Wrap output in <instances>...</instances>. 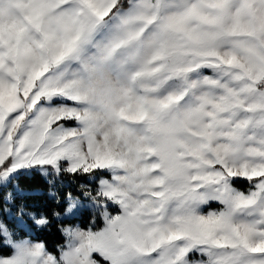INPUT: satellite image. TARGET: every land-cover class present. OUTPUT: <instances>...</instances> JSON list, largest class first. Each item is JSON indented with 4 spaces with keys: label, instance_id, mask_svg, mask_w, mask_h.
Listing matches in <instances>:
<instances>
[{
    "label": "snow or ice",
    "instance_id": "1",
    "mask_svg": "<svg viewBox=\"0 0 264 264\" xmlns=\"http://www.w3.org/2000/svg\"><path fill=\"white\" fill-rule=\"evenodd\" d=\"M0 264H264V0H0Z\"/></svg>",
    "mask_w": 264,
    "mask_h": 264
},
{
    "label": "trees",
    "instance_id": "2",
    "mask_svg": "<svg viewBox=\"0 0 264 264\" xmlns=\"http://www.w3.org/2000/svg\"><path fill=\"white\" fill-rule=\"evenodd\" d=\"M29 183L36 187L43 186V180L39 176L34 177ZM39 238L46 242V245L50 251H55L54 245L63 242V237L58 231H56L55 228H53L50 232L42 233V236Z\"/></svg>",
    "mask_w": 264,
    "mask_h": 264
},
{
    "label": "rangeland",
    "instance_id": "3",
    "mask_svg": "<svg viewBox=\"0 0 264 264\" xmlns=\"http://www.w3.org/2000/svg\"><path fill=\"white\" fill-rule=\"evenodd\" d=\"M7 223H8V225H9V227L10 228H15V224H14V222H12V221H7ZM42 236V234L40 235V237Z\"/></svg>",
    "mask_w": 264,
    "mask_h": 264
}]
</instances>
